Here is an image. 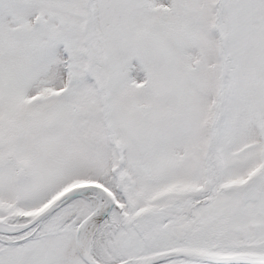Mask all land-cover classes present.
I'll return each mask as SVG.
<instances>
[{
  "label": "snow or ice",
  "instance_id": "obj_1",
  "mask_svg": "<svg viewBox=\"0 0 264 264\" xmlns=\"http://www.w3.org/2000/svg\"><path fill=\"white\" fill-rule=\"evenodd\" d=\"M0 264H264V0H0Z\"/></svg>",
  "mask_w": 264,
  "mask_h": 264
}]
</instances>
